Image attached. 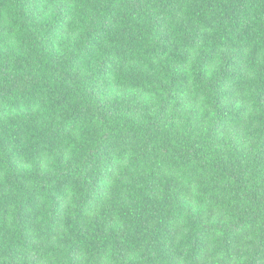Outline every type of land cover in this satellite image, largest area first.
<instances>
[{"label":"trees","instance_id":"16d2710c","mask_svg":"<svg viewBox=\"0 0 264 264\" xmlns=\"http://www.w3.org/2000/svg\"><path fill=\"white\" fill-rule=\"evenodd\" d=\"M0 264H264V0H0Z\"/></svg>","mask_w":264,"mask_h":264}]
</instances>
